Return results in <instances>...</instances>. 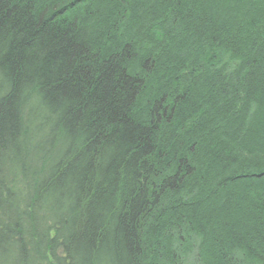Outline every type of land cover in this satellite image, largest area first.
<instances>
[{"label":"trees","instance_id":"16d2710c","mask_svg":"<svg viewBox=\"0 0 264 264\" xmlns=\"http://www.w3.org/2000/svg\"><path fill=\"white\" fill-rule=\"evenodd\" d=\"M242 152L264 0H0V264H264Z\"/></svg>","mask_w":264,"mask_h":264},{"label":"rangeland","instance_id":"374dc122","mask_svg":"<svg viewBox=\"0 0 264 264\" xmlns=\"http://www.w3.org/2000/svg\"><path fill=\"white\" fill-rule=\"evenodd\" d=\"M230 142H223L222 145H217L216 148V152L222 153V151L224 152H232L235 149H233L230 145ZM225 144V146H224ZM223 146V147H221ZM231 150V151H230ZM233 159L237 162V169L236 170H241V168L244 170H247V173H244V177L245 175H247V177H243V180L245 181L246 179L252 177V176H258L260 178H262L264 176V170H262V168H264V157L260 158L258 156H256V153H251L250 155H247L246 153L242 152V154L240 153H233ZM224 181L223 178L220 179V183ZM256 184H259L261 186H264V180L263 181H258Z\"/></svg>","mask_w":264,"mask_h":264},{"label":"bare ground","instance_id":"6f19581e","mask_svg":"<svg viewBox=\"0 0 264 264\" xmlns=\"http://www.w3.org/2000/svg\"><path fill=\"white\" fill-rule=\"evenodd\" d=\"M197 155L198 156L196 158H199V160L205 157L204 155L199 154V153ZM205 168H206V166H205ZM218 175L222 176V172H220Z\"/></svg>","mask_w":264,"mask_h":264}]
</instances>
